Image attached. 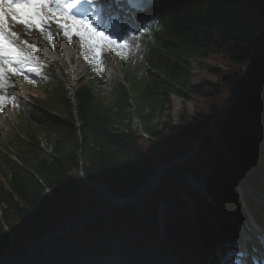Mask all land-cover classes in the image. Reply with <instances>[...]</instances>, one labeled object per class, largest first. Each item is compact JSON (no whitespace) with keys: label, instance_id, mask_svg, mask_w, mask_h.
Listing matches in <instances>:
<instances>
[{"label":"trees","instance_id":"16d2710c","mask_svg":"<svg viewBox=\"0 0 264 264\" xmlns=\"http://www.w3.org/2000/svg\"><path fill=\"white\" fill-rule=\"evenodd\" d=\"M152 16L138 34L145 45L143 74L119 62L122 81L109 85L106 98L107 84L88 67L73 105L63 84L51 79L42 97L33 99V120L19 117L13 138L0 150V264L9 256L22 264H121L158 235L156 204L180 188L187 169L204 173L221 212L246 227L243 203L264 227V0H169ZM191 61L215 82L192 85ZM172 97L190 102L191 112L183 106L173 121ZM227 104L225 116L200 134ZM199 134L197 154L164 172L140 199L139 216L132 205L113 206L102 192L113 199L134 195L157 169L189 152ZM174 203L180 209V201ZM211 216L220 224L222 244L214 239ZM165 224L166 243L180 235L181 224L213 260L224 259L229 242L239 237L213 208L197 212L194 222L168 212ZM9 234L15 238L11 250ZM45 234L51 235L48 255L38 246L35 256H27ZM110 238L122 244L121 255H110ZM247 254L255 264L252 245Z\"/></svg>","mask_w":264,"mask_h":264},{"label":"rangeland","instance_id":"374dc122","mask_svg":"<svg viewBox=\"0 0 264 264\" xmlns=\"http://www.w3.org/2000/svg\"><path fill=\"white\" fill-rule=\"evenodd\" d=\"M103 1L104 0H96L97 3H101ZM108 1L111 2L112 0ZM19 11L23 17L29 10L20 9ZM101 11H103V13L100 14ZM84 12L88 14L87 16L91 18L92 22L95 23L96 26H101L102 28L107 29L109 39L115 40L117 44L121 45H124V41L127 40V44L119 48L114 45L104 44L99 56L100 62L96 63L93 50L87 46V44L91 43L90 41H81L77 35L72 34L71 42H69V40L64 37L61 29L58 28L55 23H51L50 20L48 23L50 31L47 34L51 36V45L49 44V41L44 38V35L35 28L26 29L19 24H13L11 20H9V30L16 33L20 41H24L28 45L35 46V48L38 49V51H35L36 54L54 62L57 68L65 73V79L55 73L57 78L62 81L64 85H68L66 74L69 67L75 69V83L77 84L81 81L82 84H84L89 78V72L86 69V65L92 66L94 64L98 66L104 80L108 84H111L120 78V69L116 65L117 59H121L135 65V75L138 76L142 73L140 63L141 58L139 54L142 53L144 46L142 47V45L139 44L138 38L134 33L125 29L124 23L116 22V20H114L113 16L116 12V8L111 5L106 6L101 3L99 8L95 9L92 7ZM45 18L48 19L47 15ZM72 30L73 28L71 26V33H73ZM84 32L85 35H87L85 30ZM33 65L36 68V73L24 71L20 75L9 74L6 77V84L14 89V91L21 96V99L12 101L11 104L6 107V110L0 113V115H2L0 119V147H4V143L8 137L13 138L14 136H11V133L13 132V126L18 121L16 111L18 110L21 112L19 116L30 117L31 109L33 108V106H31V98L39 97L41 94V84L38 79L42 78V74H44V71H40L43 64L33 61ZM190 66L193 69L191 79L192 85L197 84L201 79H205L213 83L215 82L213 77L205 75L198 69L196 62L191 61ZM43 67H45V65ZM110 93L111 90L107 88L104 94L105 97L109 98ZM229 105L230 104H227L225 113L228 112ZM183 106L189 113L191 112L192 104L190 102H186L183 105L180 99L172 97L171 116L173 121L176 120L178 113ZM41 146L43 154L47 155L48 151L45 149L43 142H41ZM207 220L211 226L212 232L215 234V240L222 243L225 238L218 233L219 223L212 216L208 217ZM176 226L177 229H181L183 233L181 232L180 235L174 234V238H181L178 239L177 243L174 245L172 244L173 242L170 243L171 247L167 249L166 254L170 263L176 264L177 262V264H184V255L192 246H194L195 242L192 235L185 232V229L181 224H176ZM165 233H170L169 226L165 227ZM237 243V240H235L234 244ZM114 245L116 246V243H114ZM162 246L163 245L159 238L152 241L149 249L146 250V252H148V259L145 260L143 257L136 258L138 259L136 263L148 264L152 260L150 264H153L155 261H160L161 258L165 257V249ZM224 261V263L213 261L209 262L211 264H235L233 262V257L230 254L226 256Z\"/></svg>","mask_w":264,"mask_h":264},{"label":"snow or ice","instance_id":"6c2138e0","mask_svg":"<svg viewBox=\"0 0 264 264\" xmlns=\"http://www.w3.org/2000/svg\"><path fill=\"white\" fill-rule=\"evenodd\" d=\"M85 2L89 5H95L96 0H0V86L6 84V77L9 74L20 75L24 71L36 73L31 52L38 51V49L24 41H19L17 34L9 31V20L26 29L35 28L40 31L50 45L51 36L47 34L50 31L48 28L49 20L61 29L69 42H71V35L73 34L70 27L78 26L87 32V35L80 30L74 33L81 41H94L87 46L93 50L96 63L100 62L99 56L104 44L114 45L118 48L126 45L127 40L124 41V45L117 44L115 40L109 39L103 32L95 31L89 23L78 20L72 15V9ZM20 9L30 11L22 17ZM46 15L48 19L45 18ZM235 264H243V262L236 261Z\"/></svg>","mask_w":264,"mask_h":264},{"label":"bare ground","instance_id":"6f19581e","mask_svg":"<svg viewBox=\"0 0 264 264\" xmlns=\"http://www.w3.org/2000/svg\"><path fill=\"white\" fill-rule=\"evenodd\" d=\"M102 4H105L106 6H110L113 5L112 2H109L108 0H104L103 2H101ZM101 3H95V5H89L88 3H81L78 4L76 8L72 9V11L75 12H81L83 14H86V12H84L85 10L94 7L95 9L99 8L101 6ZM97 13V12H96ZM103 13V11L100 12V14ZM78 17V16H77ZM34 56V55H31ZM6 93V95H5ZM21 96L19 94H17L14 89H12L10 86H8L7 84H5L4 86H0V113L6 110V107H8L10 105V103L14 100H20ZM2 115H0V119H1ZM195 188L197 187V190L200 189V186H198L197 184L193 185ZM185 264V262H184Z\"/></svg>","mask_w":264,"mask_h":264},{"label":"water","instance_id":"95a60500","mask_svg":"<svg viewBox=\"0 0 264 264\" xmlns=\"http://www.w3.org/2000/svg\"><path fill=\"white\" fill-rule=\"evenodd\" d=\"M94 187H95V186H94ZM102 192L106 195V197H108V198L110 199V201L113 203V205H116V204H117V202L114 201L113 199H111V198L107 195V193H106L105 191L102 190Z\"/></svg>","mask_w":264,"mask_h":264}]
</instances>
